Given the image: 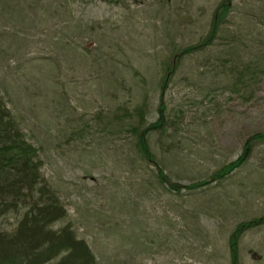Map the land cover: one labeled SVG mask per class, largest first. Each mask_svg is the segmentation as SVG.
I'll return each mask as SVG.
<instances>
[{
	"label": "rangeland",
	"instance_id": "374dc122",
	"mask_svg": "<svg viewBox=\"0 0 264 264\" xmlns=\"http://www.w3.org/2000/svg\"><path fill=\"white\" fill-rule=\"evenodd\" d=\"M222 1L0 0L6 120L35 148L41 182L67 211L53 229L73 224L97 264H229L236 229L264 218V141L254 140L264 134V60H255L264 0H232L215 45L173 68L180 48L206 39ZM237 71L252 81L232 86ZM159 99L178 126L149 145L178 192L124 147L136 122L126 116L143 107L142 124L154 123ZM249 138L248 164L227 171ZM222 171L223 181L189 191ZM21 213L0 215V233ZM236 248L241 264H264V224L245 229Z\"/></svg>",
	"mask_w": 264,
	"mask_h": 264
},
{
	"label": "trees",
	"instance_id": "16d2710c",
	"mask_svg": "<svg viewBox=\"0 0 264 264\" xmlns=\"http://www.w3.org/2000/svg\"><path fill=\"white\" fill-rule=\"evenodd\" d=\"M231 2L232 0L220 2L213 13L211 29L205 40L180 48L174 54L172 59L174 69L178 68L184 57L200 52L205 53L215 45L231 11ZM34 5L41 8L39 3ZM263 55L256 56V65L260 63L262 66ZM258 57L260 61L257 59ZM249 63L239 64L241 70L246 71L247 66L251 65ZM168 69L169 67L166 68V71ZM227 80L236 86L238 83H244L245 77L241 71H237L227 76ZM168 81L165 80V77L162 79L161 88L163 91L167 88ZM161 88L160 99H162L161 96L163 97ZM0 108H2L1 102ZM157 111L158 119L146 127L142 124L144 120L143 107L126 116V121L132 119L134 121L136 117V122L130 124L128 133L134 135L133 145L140 159L154 168V178L157 183L168 188L171 192H178L182 187L171 182V179L164 174L151 151L148 140V137L153 133L164 137V135H168L166 134L168 127L176 129L178 125H170L167 122L164 101H160ZM0 112H2L0 116V215L6 212H22L21 214H23L11 233H0V264H97L96 257L87 244L78 239L71 228L65 226L53 230L56 223L66 218L65 209L57 196L46 187L44 182H41L40 164L35 148L24 140L15 128L13 121L6 120L8 117L6 113L1 110ZM252 140L253 138L246 143L242 156L232 163L227 171L238 169L247 164L252 155V147L248 144ZM254 140L264 141V134L254 136ZM225 172L222 171L216 176H208L205 180L187 187L189 191L210 187L215 181L218 183L226 179L228 175ZM262 224H264V218L253 220L248 225H241L236 229L233 237L229 240L230 264H238L239 255L236 248L238 236L245 229Z\"/></svg>",
	"mask_w": 264,
	"mask_h": 264
},
{
	"label": "bare ground",
	"instance_id": "6f19581e",
	"mask_svg": "<svg viewBox=\"0 0 264 264\" xmlns=\"http://www.w3.org/2000/svg\"><path fill=\"white\" fill-rule=\"evenodd\" d=\"M218 7V6H217ZM216 10V9H215ZM215 12V11H214ZM207 35H208V33H207ZM206 35V36H207ZM197 43V42H196ZM195 44V43H194ZM261 67H259V68H257L256 70H257V72H260V70L261 69H263V68H261ZM255 70V71H256ZM255 75H256V72H255ZM253 78H255L256 76H252ZM229 81V80H228ZM250 81H252V80H248V81H246V82H244V84L246 85L247 83H249ZM230 82V81H229ZM231 85L232 86H234L233 84H232V82H231ZM165 91H166V89H165ZM165 91H164V93H165ZM163 93V94H164ZM165 96V95H164ZM0 102H1V107H2V111L3 112H5L6 113V115L8 116L9 114H8V111L2 106L3 104V100H2V98L0 97ZM141 108V107H140ZM135 110H136V108H135ZM157 114H158V111H157ZM9 117V116H8ZM124 147L128 150V151H130V152H132V150H134V152H135V154H137V152H136V150H135V148H134V145H133V143L131 142V143H128V144H124ZM251 150L253 151V149L251 148ZM152 151V150H151ZM251 151V152H252ZM153 153V152H152ZM154 155V154H153ZM242 156V154L237 158V160L240 158ZM129 159H127V158H125V163H129V161H128ZM249 160L250 159H248V162H249ZM248 162H247V164H248ZM46 185V184H45ZM46 187L48 188V186L46 185ZM49 189V188H48ZM50 190V189H49ZM51 191V190H50ZM51 192H53V191H51ZM54 193V192H53ZM55 194V193H54ZM65 212H66V216L65 217H68L67 216V211L65 210ZM23 214H21V216H22ZM240 223H242V222H240ZM66 226H68L69 228H71V230L73 231V233L75 234V236H76V233L74 232V229H75V226H73V224H72V227L70 226V224H68V225H66ZM241 226V225H240ZM65 227V226H64ZM62 228V227H61ZM74 228V229H73ZM235 229H236V227H235ZM54 230V229H53ZM55 230H57V229H55ZM84 241V240H83ZM85 242V241H84ZM86 243V242H85ZM87 244V243H86ZM87 246H88V244H87ZM89 247V246H88ZM89 249H90V247H89ZM91 250V249H90ZM92 253H93V251H92ZM94 254V253H93ZM94 256L96 257V255L94 254ZM229 261H230V259H229ZM238 262H239V264H241L240 263V257H239V259H238ZM230 264V263H229Z\"/></svg>",
	"mask_w": 264,
	"mask_h": 264
}]
</instances>
